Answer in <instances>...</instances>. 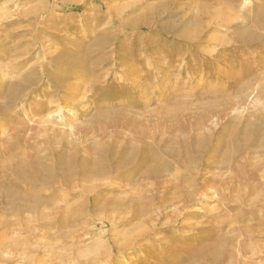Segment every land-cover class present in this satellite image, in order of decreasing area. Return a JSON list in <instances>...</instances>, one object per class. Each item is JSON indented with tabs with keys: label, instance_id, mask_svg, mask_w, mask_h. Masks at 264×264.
Instances as JSON below:
<instances>
[{
	"label": "rangeland",
	"instance_id": "374dc122",
	"mask_svg": "<svg viewBox=\"0 0 264 264\" xmlns=\"http://www.w3.org/2000/svg\"><path fill=\"white\" fill-rule=\"evenodd\" d=\"M0 264H264V0H0Z\"/></svg>",
	"mask_w": 264,
	"mask_h": 264
},
{
	"label": "bare ground",
	"instance_id": "6f19581e",
	"mask_svg": "<svg viewBox=\"0 0 264 264\" xmlns=\"http://www.w3.org/2000/svg\"><path fill=\"white\" fill-rule=\"evenodd\" d=\"M239 18H233V20H238ZM188 28V27H187ZM187 30L188 29H186L185 27H183L182 29H181V32L183 33V35L184 36H187ZM179 32H180V30H179ZM181 35V34H180ZM182 37V36H181ZM13 97L14 98H19L20 97V100H21V98L23 99L25 96H28V95H26V93H27V89H26V87H17V85H16V87H14L13 88ZM11 98V97H10ZM16 100V99H15Z\"/></svg>",
	"mask_w": 264,
	"mask_h": 264
}]
</instances>
